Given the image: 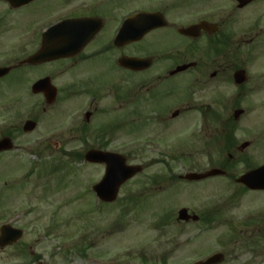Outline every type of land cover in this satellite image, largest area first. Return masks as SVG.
Here are the masks:
<instances>
[{"label": "flooded vegetation", "instance_id": "1", "mask_svg": "<svg viewBox=\"0 0 264 264\" xmlns=\"http://www.w3.org/2000/svg\"><path fill=\"white\" fill-rule=\"evenodd\" d=\"M139 13L150 15L143 37L137 42L115 43L123 23ZM79 20L83 21L80 25L72 23ZM151 24L155 27H149ZM45 46L47 50H43ZM132 59L143 62L132 69L125 65ZM216 82H232L240 89L235 98L238 103L253 95L261 101L257 110L261 107L262 119L256 123L262 127L247 120L241 129L247 138L241 144L234 140L233 113H226L232 98L220 92L216 99L217 90L223 87ZM9 85L22 90V95L10 97L12 106H6V111L22 105L25 98L34 99L37 106L45 105L47 95L34 89L35 85L49 90L48 108L61 116L72 115L66 106L86 98L90 101L80 115L89 113L90 119L107 100L112 104L108 111L117 115L114 126L118 131L121 125L136 121L142 127L153 125L158 132L154 138L174 128L180 137L186 131L184 146L179 144L176 149L181 140L175 141L168 166L183 161L184 147L209 158L208 169L230 168L235 155L229 154L225 164L213 162L211 150L218 144L240 154L246 172L255 163L252 149L264 148V0H0V88ZM28 110L34 115L35 108ZM243 111L241 117L248 116L249 111ZM192 118L194 125L186 123ZM121 119L126 121L119 122ZM27 120L37 127L36 116ZM23 124L2 132L0 140H16ZM82 131L75 129L70 137L81 140ZM145 143L147 147L160 144L156 140ZM196 161L198 167V157ZM188 212L191 216L183 221L161 215L154 230L161 232L171 220L182 229L225 226L234 232L237 228L218 211ZM147 248L121 257L128 264H191L184 262L186 258L152 255ZM27 249L30 255H26V247L19 248L12 264H53L50 257L36 256L33 247ZM103 259L112 264L122 260L118 255Z\"/></svg>", "mask_w": 264, "mask_h": 264}, {"label": "rangeland", "instance_id": "2", "mask_svg": "<svg viewBox=\"0 0 264 264\" xmlns=\"http://www.w3.org/2000/svg\"><path fill=\"white\" fill-rule=\"evenodd\" d=\"M219 85L223 87L217 90L216 99L220 92L232 98L226 113L232 114L237 108L249 111L248 116L240 117L231 126L236 130L235 143L241 144L247 138L244 137L246 132L241 130L247 120L255 127H262L261 123H256L262 119L259 115L261 101L253 95V99L238 103L235 98L241 93L240 89L232 82L226 85L216 82V86ZM17 89L10 85L0 88V97H3L0 98V134L10 131L12 126L22 125L29 116H36L38 125L28 135H24L20 128L14 142L17 149L0 155V222L24 231L16 247L0 253V264L14 263L13 256L17 255L19 248L26 247V255H30L28 245L33 247L36 255L50 257L53 264H91L97 260L100 262L94 264H101L103 256L114 257L117 251L127 247H134L129 254H137L145 244L152 255L186 258L185 262L222 253L223 264H264V240H261L264 236V192L247 191L232 184L228 177L208 178L197 183L176 179L187 172L208 169L205 163L209 158L184 147L181 149L185 155L183 161L167 165L174 157L171 153L175 154L172 152L175 141L181 140L175 145L176 149L179 144L184 146L186 131L183 138L176 134L175 128L154 138L158 132L153 131V125L142 127L139 121L121 125L118 131L116 125L113 127L117 115L108 111L112 104L107 100L99 105V111L88 123L80 115L90 101L86 98L66 106L73 112L71 116L55 114L43 103L37 106L31 98H25L15 111L7 112L3 108L7 102L9 105L6 98L22 95V90ZM258 97L262 98V95ZM82 104L85 105L78 110ZM259 105L261 107L257 110ZM28 107L35 108L34 115ZM123 121L126 120L119 122ZM186 123L194 125L196 121L192 118ZM82 128L86 135L81 140L70 137L74 129L78 132ZM147 140H156L160 144L147 147ZM102 143L106 144V150L125 156L128 164L144 167L141 174L121 188L118 199L112 204H99L91 192V186L103 175V166L85 164L81 158L77 160L88 149ZM252 151L255 164H263L264 148L255 147ZM211 154L213 162L224 164L229 154L236 156L232 164L235 169L230 170L231 177L243 171L238 165L240 154L218 144L212 148ZM197 157L198 167L194 163ZM161 161L163 164L159 165ZM153 179L163 182L153 187ZM148 191L151 194L142 199L139 198L143 195L137 196ZM182 207L192 211H218L223 219L231 220L233 227H237L233 229L232 243H227L232 229L225 226L205 231L200 226L182 229L171 220L161 232L154 230L158 220L163 219L161 215L175 219L177 210ZM121 226L125 228L120 230ZM197 235L198 240H194ZM65 240L70 243V249L63 243ZM79 241L82 248H86L85 257L77 256L73 250ZM125 262L120 264H127Z\"/></svg>", "mask_w": 264, "mask_h": 264}, {"label": "water", "instance_id": "3", "mask_svg": "<svg viewBox=\"0 0 264 264\" xmlns=\"http://www.w3.org/2000/svg\"><path fill=\"white\" fill-rule=\"evenodd\" d=\"M239 113L240 112H236V115ZM33 128L34 124L27 122L24 131H31ZM10 148L11 146L8 140L0 142V151L8 150ZM85 160L89 163L105 164V174L102 180L93 187V190L97 197L106 203L113 202L116 199L119 187L141 170L139 167L126 166L123 157L112 153L92 150L85 155ZM220 173V171L213 170L205 175L189 174L185 176V179L188 181H197L206 177L219 175ZM238 183L243 184L250 190H264V167L243 175L238 180ZM185 215V210H182L179 213V218H182ZM1 233L5 234V236L0 238V247L10 244L11 241H16L20 236V231H13L8 227L3 228ZM220 258L221 256H215L208 264L216 263Z\"/></svg>", "mask_w": 264, "mask_h": 264}]
</instances>
